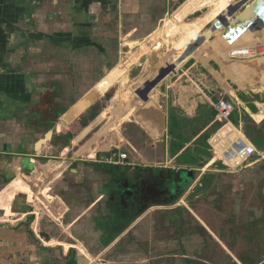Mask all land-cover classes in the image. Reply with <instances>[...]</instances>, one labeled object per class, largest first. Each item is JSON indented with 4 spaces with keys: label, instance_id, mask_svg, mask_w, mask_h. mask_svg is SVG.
Here are the masks:
<instances>
[{
    "label": "crops",
    "instance_id": "1",
    "mask_svg": "<svg viewBox=\"0 0 264 264\" xmlns=\"http://www.w3.org/2000/svg\"><path fill=\"white\" fill-rule=\"evenodd\" d=\"M255 1L233 0L230 8L235 10L224 9L204 26L202 35L214 30L210 37L207 36L213 41L217 33L233 23ZM152 2L0 0V217H8L7 220L0 218V249L10 250L13 245L1 238L5 235L4 228L17 231L25 218L33 216L35 212L27 213L25 206L31 203L42 208L50 223L61 220L64 224L69 223L70 213L75 215L78 212V219L70 224L73 225L80 217L89 215L92 228L100 235L101 247L110 248L120 238L118 236L112 241L108 238L109 200L116 196L111 182L117 176L129 175L138 169V175H146L148 180L152 170L171 175L178 171L181 179L188 180L180 201L200 183L196 180V172H203V167L219 164L236 170L242 165L253 167L264 158V117L259 122L252 118L255 109L264 113V93L241 88L229 78L225 79L229 89L216 81L213 72H222L218 62L226 64L222 56H218L219 61L205 59L207 64L194 56L189 57L176 69L181 73L176 81L166 84L157 96L154 94L155 99L151 98L153 92L150 88L154 84L157 86L165 76L166 53L162 39L165 40L166 27L150 29L153 32L147 40L156 43L153 49L141 43L137 50L123 53L125 58L119 62L122 48L137 44V34L146 30L149 18L156 17L154 13L148 14ZM160 2L163 7L159 11L166 12L173 0ZM260 5L263 7L258 14L261 19L251 23L254 33L247 31L249 27L244 29L249 36L263 38L264 2ZM203 9L205 6L194 9L196 11L185 21ZM126 28L130 29L129 33L120 36ZM116 39H119V44ZM239 40L241 47L254 45L257 39L254 38V42L248 37L247 40ZM208 53L201 52L200 55L204 59L208 58ZM144 56L146 62L141 69L142 78L130 82L128 71H133ZM150 76L155 77L152 83L148 81ZM145 81L144 88H140ZM117 85L121 89L123 86L124 92L117 91L108 105L101 110L96 109L94 104L103 97L110 99L108 92ZM220 99L230 101L235 107L227 122L212 115ZM154 101L168 120L167 139L161 141L165 150L160 163H136L123 152L127 159L118 165L113 164L111 154L120 150L123 144L117 138L120 133L116 120L136 119L138 114L133 115V111L137 104H152ZM88 109L92 110L85 117L82 114ZM103 119L106 122L101 126ZM218 120L225 123L222 127L227 123L236 127L253 149L251 155L235 169L222 158L213 161L217 152L210 141L220 128L212 133L210 130ZM75 124L77 128L73 130ZM255 156L260 158L253 161ZM206 159L207 162L203 163L202 160ZM146 192V198L153 193L150 186ZM79 201L81 205L87 203L86 211H80L81 216L74 210ZM160 204H147L146 208L151 210ZM163 204L159 207H167V203ZM95 207L96 210L90 213ZM16 222H19L18 226H15ZM49 227L43 231L50 233ZM129 229L123 230L122 234L125 235ZM101 232L105 235L102 236ZM9 235L15 238L17 245L24 241L22 237L25 238L24 233L6 234ZM64 240L65 243L57 247L80 250V242L72 233H66ZM54 242L50 234L48 245L54 246ZM0 264L18 263L14 260L7 262L0 256ZM39 264L54 263L45 259ZM63 264H75V261L64 260Z\"/></svg>",
    "mask_w": 264,
    "mask_h": 264
},
{
    "label": "rangeland",
    "instance_id": "2",
    "mask_svg": "<svg viewBox=\"0 0 264 264\" xmlns=\"http://www.w3.org/2000/svg\"><path fill=\"white\" fill-rule=\"evenodd\" d=\"M152 1L148 14L151 16L154 13L156 17L149 18L146 30L143 29L137 34V44L135 43L132 47L126 45L125 48H122L119 61L122 62L125 58L122 56L123 53L137 50L141 43L148 44L150 49H153L152 46L156 45V43H149V36L159 26L166 27V37L164 41L162 39L164 44L162 48L166 53L163 65L165 76L157 86L154 84L150 88L151 92H153L150 94L152 99H155L154 94L158 95L157 92L160 94L166 84H169L172 80L176 81L178 75L181 74L176 69L191 56L196 57L204 64H207L205 59L212 58L219 61V57L222 56L226 64L221 61L218 62L222 72H213V78L216 81H219L229 89L225 83V79L229 78L241 88L249 85L251 91L264 93V80L262 78L259 79L258 75L260 73L264 75V58H234L231 56H235L234 53L230 55L231 57H227L231 48L239 47V38L241 40H247V38L236 35L234 30L228 32L227 29L230 23L225 26L222 32L214 34L213 41L209 40L208 37L213 34L214 30H210L204 39L199 35L202 34L203 28L207 23L215 19L224 9L230 8L233 0H200L199 3L203 1L204 3L198 9L205 6V9L198 13L201 17L199 16L198 19L194 20L198 15L195 14L188 18L187 21H185L187 16L197 10L198 0H173L169 10L166 12L163 10L159 11L163 7L160 0ZM246 1L249 2V0H243V2ZM262 1L264 2V0H256L231 24H245L250 30H253L254 27L252 28L253 24L251 23L254 20L250 17L252 15L248 14V11L253 5L258 3L259 9L257 11L260 12V9L263 8L260 5ZM191 4L193 5L191 10L194 8L196 10L188 13L191 11L189 10L182 21L180 20L169 26V18L181 14ZM155 9H157V12ZM231 10H235V8ZM161 19L162 21L157 23ZM196 22L201 24V32L197 26H194L193 29L183 30V27ZM151 28H153V31H150ZM129 30V28L124 29L120 36L129 33ZM255 37L261 36L257 35ZM193 39L194 43L192 42ZM260 39L263 41L264 35ZM116 42L119 44V39H116ZM115 47L117 48V45ZM208 51V58L203 59L200 53ZM184 53L186 56H181ZM249 61H251V65L247 64L244 67L243 63ZM145 62L146 58L144 56L138 60V65L133 71H128L130 82L142 78L141 69H144ZM172 66H175V69L171 68ZM154 80L155 77L153 76L148 78L150 83ZM181 81L183 80L181 79ZM145 83L146 81L141 83L140 88H144ZM121 90L123 93V86L121 89L117 85L108 92L110 99L103 97L94 104L95 108L98 110L104 108L113 100L116 92L121 93ZM91 110L88 109L82 115L87 117ZM133 112V115L138 114L136 119L129 117L122 122H120L119 118L116 120L117 129L120 133L117 138H119V143L123 142V144L120 150L111 154V157H113V160H117V156L124 152L128 155L130 161H135L136 163L145 165L160 163L165 150L164 143L162 144L161 141L167 139L168 120L165 119L156 101L152 102V104H137ZM253 113L257 114L254 118L258 119V122L264 117V113L259 112V110L256 111L255 109ZM105 122L106 119H103L100 125ZM223 124L225 123L217 122L211 128L210 133L216 132L215 130L220 125L222 127ZM101 126H98V128H101ZM221 127L210 141L217 152L213 161L222 158L232 169H235L237 165H240L251 155L253 149L236 127L230 123ZM72 128L73 130L76 129V124ZM250 130L249 134L251 135L252 132ZM164 132L165 134L162 136ZM186 158L184 157V159ZM259 158L255 156L253 161ZM202 161L206 163L207 159ZM248 166L242 165L236 170L227 169L219 166V164L209 168L203 167L201 169L203 172H196V180L200 183L174 207L167 206L164 207V210L156 213L150 212L141 217L110 248L101 247L100 235L92 228V224L88 220L89 215L86 214L80 217L73 225L70 224L75 219H78V212L75 215L70 213L71 217H68L69 223H66L67 225L64 224V220L50 223V219L44 214L41 207L32 206V203L30 206L25 205L24 201V205L28 209L27 213H35L32 218H27V221H23L21 226L16 229L17 231L9 227L4 228L5 235L3 234L1 238L7 240L10 246L11 243L13 245L10 250L7 248L4 250L0 249V256L7 262L14 260L18 264H39L45 261L46 258H51L54 264H59L57 262H62L61 264H63L64 260L70 259H60L61 254L57 249V245L65 243L64 237L66 233H72L79 240V245H81V248L79 247L80 250H76V254L88 257L91 260L90 264H241L244 261L247 264H255V262L262 261L263 263H261L264 264V195L262 193L264 191V158H261L255 166ZM63 181L67 182L66 180ZM74 196L76 199L79 197L76 194ZM25 198L27 197L25 196L24 200ZM81 204L79 201L78 206L73 205L76 206L74 210L79 211L80 216L82 215L80 213L87 209V203L83 204L84 206ZM101 204L99 203L100 206ZM96 208L91 210L90 213H93ZM0 218L7 220L8 217L1 216ZM3 225H6V223H3ZM49 225L50 234L53 236L55 244L54 246L42 245L43 248H46V251H43L33 241L30 230H33L36 233L34 234L39 236L44 234L43 230ZM9 232L24 233L25 238L22 237L24 241L17 245L13 240L15 238L10 237L11 234L6 236ZM34 245L39 250H34ZM62 251L63 253L68 251L72 253L63 246ZM241 259L244 261H240Z\"/></svg>",
    "mask_w": 264,
    "mask_h": 264
},
{
    "label": "flooded vegetation",
    "instance_id": "3",
    "mask_svg": "<svg viewBox=\"0 0 264 264\" xmlns=\"http://www.w3.org/2000/svg\"><path fill=\"white\" fill-rule=\"evenodd\" d=\"M149 172L150 175L148 176V180L146 175L143 177L138 175V169L134 170L131 174L129 173V175H119L115 180H112L111 186L116 191V196H114L111 201L109 200L110 211L107 213L110 220H108L110 228L108 229L109 235H107L108 238H111L110 241L116 237L118 238V236L120 238L124 236L122 233L139 218L149 214L148 212L156 213L160 210H164V208L159 207L164 205L163 203H167V206H173L183 196L184 189L182 190V187L188 184L187 179L173 177L171 174H164L158 171L156 172L155 170ZM148 186H150V191L153 193L146 198ZM262 193L264 195V191H262ZM159 202L161 203L159 206L147 210V204L154 205L155 203L158 205ZM30 233H32L31 236L33 241L36 242L43 251H46V248H43L42 245H48L50 241V233L43 231L44 234H40L39 236H36V233L33 230H30ZM101 234L102 236L105 235L104 232H101ZM33 247L34 250H39L37 249V246ZM57 249L61 254L60 259H74L75 264H79L77 259L86 258L84 256H78L74 249L70 250L72 253L68 251V253L65 254H63L60 246L57 247ZM261 262H255V264H262L263 262Z\"/></svg>",
    "mask_w": 264,
    "mask_h": 264
},
{
    "label": "trees",
    "instance_id": "4",
    "mask_svg": "<svg viewBox=\"0 0 264 264\" xmlns=\"http://www.w3.org/2000/svg\"><path fill=\"white\" fill-rule=\"evenodd\" d=\"M200 2V0H198V3ZM204 3V1L202 2V3H199L197 6H196V9L197 8H199L202 4ZM258 3H256L255 5H253L251 8H250V10L248 11V14H250V15H252V16H250L253 20H258V22H259V20L261 19L260 18V16L258 17V14H259V11H257V9H259V7H258V5H257ZM191 8H193V5L191 4V6L189 5L181 14H177L176 15V17H170L169 19V21H170V26L172 25V24H174V23H177V22H179L180 20L182 21V19L184 18V16L185 15H187V13L186 12H188L189 10H191ZM195 9V8H194ZM194 9H192L190 12H188V13H191ZM261 10V9H260ZM186 13V14H185ZM258 13V14H257ZM255 16H257V18H255ZM194 26H197V28H198V30L201 32V28H202V26H201V24L200 23H198V22H196L195 24H192V25H189V26H185V27H183V30H188V29H193V27ZM229 26V28L227 29V31L229 32V31H232V30H234L235 32H236V35H241L243 38H247L248 37V39H250V40H252V42H254V38H255V42H254V44H263L264 43V40L263 41H261V39H260V37H255V36H249L248 35V33L246 32V29H244V28H248L245 24H237V23H235L234 25L233 24H229L228 25ZM247 31L248 32H252L251 34H253L254 32H253V30L251 29V30H248L247 29ZM234 32V33H235ZM200 36H201V38L203 37V39L206 37V35H202V34H199ZM181 56H186V54L184 53V54H182ZM251 65V61H249V62H246V63H243V65H244V67H245V65ZM263 65H264V63H263ZM171 68H173V69H175V66H172ZM248 69V68H247ZM259 71V70H258ZM259 75V79L260 78H262L263 80H264V75L262 74V73H260V74H258ZM233 76V75H232ZM245 87H248V89H249V85H247V86H245ZM212 115L214 116H216V113H215V111L214 112H212ZM213 119H214V117H212ZM221 127V125L217 128V129H219ZM179 172L178 171H174L173 173H172V176L173 177H179ZM188 185V184H187ZM187 185H184L183 187H182V190L187 186ZM205 187V186H204ZM203 187V188H204ZM201 190H203V189H201ZM181 211V210H180ZM240 261H244V260H240ZM242 264H247L245 261L244 262H241Z\"/></svg>",
    "mask_w": 264,
    "mask_h": 264
},
{
    "label": "built area",
    "instance_id": "5",
    "mask_svg": "<svg viewBox=\"0 0 264 264\" xmlns=\"http://www.w3.org/2000/svg\"><path fill=\"white\" fill-rule=\"evenodd\" d=\"M235 54L231 55V54ZM234 58H256V57H264V43L263 44H254V45H246V46H239L236 48H231L228 52L229 56ZM230 56V57H231ZM214 111L216 112V117L221 119L223 122H227L233 112L235 111V107L233 103L228 100L220 99L216 102L214 106ZM118 159L112 160L113 164H117L120 161H124L127 159L126 154H119Z\"/></svg>",
    "mask_w": 264,
    "mask_h": 264
},
{
    "label": "water",
    "instance_id": "6",
    "mask_svg": "<svg viewBox=\"0 0 264 264\" xmlns=\"http://www.w3.org/2000/svg\"><path fill=\"white\" fill-rule=\"evenodd\" d=\"M257 115V114H255ZM255 115H252V118L255 120V121H258V119L254 118ZM218 122H220V120H218ZM25 221H27V218H25ZM19 222H16L15 223V226H18ZM79 264H90V261L86 258H82V259H77Z\"/></svg>",
    "mask_w": 264,
    "mask_h": 264
}]
</instances>
